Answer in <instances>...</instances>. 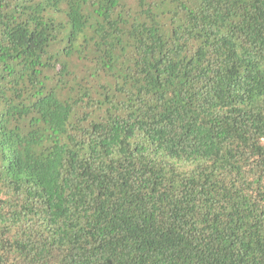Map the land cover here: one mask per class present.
<instances>
[{"label":"trees","instance_id":"1","mask_svg":"<svg viewBox=\"0 0 264 264\" xmlns=\"http://www.w3.org/2000/svg\"><path fill=\"white\" fill-rule=\"evenodd\" d=\"M0 264H264V0H0Z\"/></svg>","mask_w":264,"mask_h":264}]
</instances>
